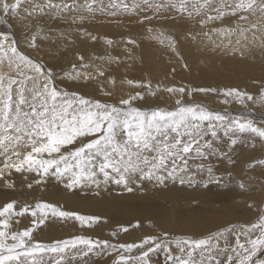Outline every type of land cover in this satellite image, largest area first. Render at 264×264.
I'll list each match as a JSON object with an SVG mask.
<instances>
[{
  "label": "snow or ice",
  "instance_id": "obj_1",
  "mask_svg": "<svg viewBox=\"0 0 264 264\" xmlns=\"http://www.w3.org/2000/svg\"><path fill=\"white\" fill-rule=\"evenodd\" d=\"M77 8L86 9L89 15L99 10L112 16L118 11L142 8L144 14L138 22L147 24L150 38L166 45L180 60L184 57L179 50V36L166 35L165 30L153 26L154 21L161 26L168 21H195L200 31L189 29L184 38L196 43L197 37H202V46L210 45L212 52L219 50L241 57L256 48L264 52V0H136L131 7L127 0H108L107 5L103 0H85L83 5H77L76 0H0V22L9 17L19 21L23 43L33 52L42 53L44 41L58 42L51 28L46 30L41 25L46 16L69 26L79 21L75 34L97 40L84 27L86 15L66 16ZM253 17L257 19L253 21ZM225 19L233 22L224 25ZM72 35L60 33L59 41L67 47L74 43ZM106 43L111 46L113 40L107 39ZM126 43L137 46L131 38ZM127 51L131 58L132 48ZM76 58L71 70L57 73L46 66L42 55L27 54L14 33H0V179L7 188L14 187L10 181L13 174L25 178L34 174L33 182L27 185L29 189L33 183L40 185L48 178L60 182L66 190L95 186L99 191L113 185L131 193L145 182L159 187L178 182L206 188L213 181L225 183L224 176L216 175L208 163L211 157L235 164L231 154L238 145L246 144L255 150L259 144L264 149V122L258 124L245 115L231 117L183 99L194 93H216L223 97V104L236 102L246 107L252 102L264 107V86L257 96L236 87L221 90L166 86L163 91L176 97L175 107L146 110L137 102L161 91L151 81H121L140 90L120 96L115 103L58 88V79L85 85L106 79L115 87L116 79L106 68L98 66L94 72L89 71L92 62L79 53ZM187 66L185 60L183 67ZM100 88L105 97L115 95L112 90L104 91L103 85ZM255 164L250 162V170ZM259 164L264 167V158ZM239 187L246 190L244 179ZM260 211L264 213V209ZM26 216L30 224L18 229L16 226ZM56 221H76L82 228L105 222L99 215L64 210L47 201L23 206L15 199L5 202L0 205V264H64L68 255L87 257L92 253L111 256L110 264H151L150 254L158 250L167 254L169 264H211L213 253L218 251L230 253L228 260L232 264H264V258L258 255L264 251V214L239 230L230 224L199 237L173 238L163 230L147 234L138 242L115 240L130 227L139 228L140 221H136L134 225L117 227L108 239L83 234L51 243L35 239L36 229ZM232 233H236L234 242L229 240Z\"/></svg>",
  "mask_w": 264,
  "mask_h": 264
},
{
  "label": "rangeland",
  "instance_id": "obj_2",
  "mask_svg": "<svg viewBox=\"0 0 264 264\" xmlns=\"http://www.w3.org/2000/svg\"><path fill=\"white\" fill-rule=\"evenodd\" d=\"M127 2L131 7L136 0H127ZM84 3L85 0H76L77 5H83ZM94 7L97 6L94 5ZM77 14L87 16L85 22L90 24V28L98 29L99 27H103L106 30V33H100L98 31L100 35L97 36L98 39L95 41L90 38H81L75 34V29L77 28L79 21H77V24L69 26L68 23L61 20L57 21L61 23V31H63V33L72 32L73 35L71 40L74 41V43H70L65 47L63 42L59 41L60 33L56 34L54 31H51L55 34L53 39L58 40V42L53 44L51 41H44L42 44V53H36L28 49L23 41L20 40L19 37H16L17 40L19 39L20 41V47L30 56L42 55L46 66L54 68L57 73H59L61 69L71 70V65L77 63L76 54L79 53L84 55L86 60L92 62L93 67L89 69V71L94 72L96 67L103 66L107 69V73H111L115 77L116 81L121 82L125 79H132L140 82L151 81L154 87L159 85L161 91L157 96H146L144 101L137 102V106L146 110H152L155 107L173 109L175 107L174 101L176 97L169 96V94L163 91V88L174 84H178L177 86L186 85L189 88L215 87L221 90L228 87H236L242 91H247L254 96H257L259 94V89L264 86V52H259L260 57H254L249 54H246L244 57L239 55H225L219 50L216 52L209 51V48L211 47L210 45L207 48L203 47L202 37L198 36L197 42L193 43L191 40L179 36V50L184 57L183 60H180L168 51L166 45L162 46L156 40L150 38L152 34L146 31L148 27L147 24H141L138 22L139 18L144 14L142 8L128 12L118 11L116 16L109 15L108 11L99 10L89 15L86 9L77 8L72 12L67 13L66 16L72 17ZM148 14L151 15V13ZM1 18L3 19V17ZM256 19V17L252 18L253 21ZM42 20L54 22L51 16H46ZM231 22L233 21L225 19L224 25H228ZM6 24H8L6 20L5 22H2V25ZM164 24H166V26L168 24V26L180 27V34H185L189 29L196 32L200 31V28L195 21L178 23L168 21ZM156 25L157 24L154 21L153 26ZM12 26L13 24L10 26H4L1 28L2 31H0V33H14L15 36L18 35L20 33V30H18L19 28L17 26ZM216 26L220 25L217 24ZM86 30L91 32L87 28ZM130 33H136L140 35V38H138V36H132L133 34ZM129 38L136 40L137 46L128 45L126 41ZM107 39L113 40L111 46L107 45ZM129 47L132 48V52L136 51V53L139 54L144 53V50L148 49L150 52L160 55L166 69H164L160 75L156 72L150 71V68L144 67L145 61L141 59L142 56H135L134 58L129 57L127 51ZM196 55L198 56V60H195ZM185 60L187 61V67H183ZM260 63L263 65H260ZM209 65L213 66L210 71L206 70ZM173 68H175L174 72ZM4 70L7 71L6 68ZM163 80L166 81L167 84H165ZM101 85L104 86V91L112 90L115 92V95L111 98L105 97L101 91ZM56 86L69 93L72 91H79L81 94H85L89 98H99L107 100L110 103L117 102L122 95L126 96L130 92L140 90L131 86L128 88L126 83L116 84L113 88V85H111L106 79H100L98 82H93L87 85L83 82H72L70 80L61 82L58 79ZM183 99L187 103H199L207 106L210 110L220 111L222 114H227L231 117L245 115L250 118L252 117L253 120L257 119L256 121H259L257 122L258 124L264 122V107H261L260 105L259 107L258 103L256 105L252 102H248L246 107L236 102L223 104L220 102L223 97L216 93H194L192 96L185 95ZM231 155L235 164H231L228 160L224 159L226 166L223 171L225 172V176H228V173H231V176L228 177L232 180H230L228 185L235 182L237 186L229 187L226 184L227 182L218 184L213 181L209 183L206 188L202 185L203 193L202 191L200 192V190H197V193L193 192L196 190H190V196L193 194L191 200H189V195H184L183 192L171 195L172 192L179 188L196 187L189 186L188 184L180 185L178 182H169L166 188L149 185L145 182L142 187H134V190L131 193L124 191L120 187L117 188L116 186L111 187V191L100 189L101 192L99 193L97 192L98 190L94 188L97 191L94 190L90 193V190L88 193L87 190L90 189V186H81L74 190H66L63 185L55 179H52V182L46 179L40 185L33 183V187L29 189L27 185L33 182L35 178L34 174H29L27 178L20 174H13L10 177V181L14 184L13 188H7L5 182L0 179V205L13 199H15L20 206L25 204L34 205L37 201H51V203L61 206L64 210L76 211L86 215H99L105 221L100 226H93L92 228H82L76 221L62 222L61 224H64L63 226L65 228L67 226V231L69 229L72 231L71 234L62 237V239L70 238L72 235L77 234L90 235L93 238L100 237L108 239L110 238L111 231L115 230L117 227L134 225L136 221H140L141 226L139 228L130 227V232H127L128 234L121 232L120 234L123 235L121 236L122 238L119 235L115 240H119L120 242H138L147 234H160L163 230L168 231L173 238L178 235H192L199 237L230 224H234L236 229L239 230L246 223L255 222L260 214H264L260 211L261 209H264V167L259 164V160L264 158V149H262L259 144H257L255 150L246 144H240ZM213 158L214 157H211L209 160L212 161ZM211 161H208V163ZM252 161H256V164L255 167L250 170L249 164ZM194 162L196 163V161ZM213 164L215 165V163ZM241 179L246 181V190H242L239 187ZM51 190L57 194L52 198L50 197V195H53ZM81 191L87 192L88 195L85 196L78 193ZM151 191L154 193H151ZM63 194H66V199L60 197V195L62 196ZM152 194H154V196ZM112 195H114L117 202H121V205L128 204L130 205V208L127 206H124L125 210L116 208L114 203L112 204ZM54 198L55 200H53ZM67 198H69L68 201ZM148 201L149 203H147ZM109 205L111 206V210L108 209L110 208ZM82 206L85 207L87 211H82L80 209ZM131 207H135L140 211L136 210L134 212ZM126 210H130L127 213L128 215L126 214ZM188 215H190V217L187 218V220L184 218V222H188L190 226L197 230L195 234L187 229L181 228L178 221L179 218L183 219L184 216L186 217ZM161 219H163V222L160 221ZM23 228L24 227H21V229ZM130 229L134 230V234ZM235 234L236 233H232L229 236L230 242H234ZM60 239L61 238H54L52 241L49 240V242L45 241L44 243H51ZM106 255L107 254L97 255L92 253L87 257H83V260H85L86 264H110L111 256L107 255V257ZM166 255L167 254L163 250H158L157 254L154 255V263L169 264ZM258 255L261 258H264V251ZM71 257L72 255H69V257L66 258L69 260ZM67 259L65 261H67ZM220 259V251L214 252L211 258V264L219 263L216 261ZM64 264L66 263L64 262ZM222 264H232V262L226 260Z\"/></svg>",
  "mask_w": 264,
  "mask_h": 264
},
{
  "label": "bare ground",
  "instance_id": "obj_3",
  "mask_svg": "<svg viewBox=\"0 0 264 264\" xmlns=\"http://www.w3.org/2000/svg\"><path fill=\"white\" fill-rule=\"evenodd\" d=\"M103 3H104V5H107L108 4V0H103ZM0 19H2L1 17H0ZM6 21L8 22V24H6V25H2V22H0V31H2V29L1 28H3L4 26H10L11 24H13V26H17L19 29L18 30H20V35L18 34V35H16V37L18 38H20V40H22V36H23V29H22V26H21V24H20V22L19 21H17V20H15V19H13V18H11V17H9V18H7L6 19ZM41 25L43 26V27H45V29L47 30L48 28H51V31H54L56 34L57 33H63V31H61V28H62V26H61V23H59V22H57V21H54V22H50V21H47V20H42L41 21ZM12 26V27H13ZM84 27L85 28H87L88 30H90L91 32V34H94V35H96V36H99L100 34H99V32L100 33H102V32H105L106 33V30L103 28V27H99L98 29H95V28H90V24L89 23H87V22H84ZM154 27H157V28H162L163 30H165V33H166V35H167V33H176L178 36H183L184 37V33H182V34H180V31H179V28L180 27H178V26H168V24H167V26H166V24H163L162 26L161 25H159V24H157L156 26H154ZM211 27V26H210ZM104 29V30H103ZM15 30V29H14ZM18 30H17V32H18ZM76 30V29H75ZM95 30H97V31H95ZM208 30V29H207ZM206 29H205V31H207ZM99 31V32H98ZM13 32H15V31H13ZM89 32V31H88ZM130 34H133L132 36H138V38H140V35H138V34H136V33H130ZM100 38V37H99ZM98 39V38H97ZM185 39V38H184ZM19 40V39H18ZM86 41V40H85ZM145 46V45H144ZM148 47V46H147ZM134 50V49H133ZM259 52H261L258 48H256V49H253L250 53H248L249 55H251V56H254V57H260V54H259ZM119 53V52H118ZM117 53V54H118ZM259 54V55H258ZM187 55V54H186ZM118 56V55H117ZM135 56H138V57H140V56H142L141 57V59H143L145 62H144V67L145 68H150V71H152V72H156L157 74H161L162 72H163V70L164 69H166V67L164 66V63H163V59L161 60V56L160 55H157L156 53H154V52H150L148 49L147 50H144V53H142V54H139V53H136V51L135 52H132V58H134ZM188 56V55H187ZM248 57V56H247ZM185 58H186V56H185ZM195 60H198V56L196 55L195 56ZM256 60V59H255ZM262 60V59H261ZM188 62H189V60H188ZM166 63V62H165ZM260 65H263V64H261L260 63ZM262 67V66H261ZM144 68V69H145ZM212 68H213V66L212 65H209L207 68H206V70H208V71H210V70H212ZM113 70V69H112ZM115 70V69H114ZM166 71V70H165ZM113 72H115V71H113ZM155 73V74H156ZM165 73V72H164ZM151 75H152V73H151ZM166 75V74H165ZM155 76V75H154ZM167 76H169V75H167ZM166 76V77H167ZM153 77V76H152ZM157 77V76H156ZM154 78V77H153ZM170 78H171V76H170ZM175 78V77H174ZM164 79V78H163ZM167 79H169V78H167ZM158 80V79H157ZM159 80H160V78H159ZM162 81V80H161ZM164 81V80H163ZM119 83H121V82H119V81H116V84H119ZM164 83L165 84H167L166 83V81H164ZM169 83V82H168ZM122 85H124V84H122ZM121 85V86H122ZM127 85V84H126ZM174 85H176V84H174ZM178 85V84H177ZM166 86V85H165ZM172 86V85H171ZM117 87H118V85H117ZM116 87V88H117ZM127 87V86H126ZM121 88H123V87H121ZM125 88V87H124ZM128 88H129V86H128ZM119 89V88H118ZM123 90V89H122ZM125 91V90H124ZM126 91H127V89H126ZM202 100H203V98H202ZM207 102V101H206ZM210 104V103H209ZM257 105V104H256ZM255 105V106H256ZM258 106H259V104H258ZM257 107V106H256ZM260 107V106H259ZM260 110V109H259ZM264 111V110H263ZM262 111V112H263ZM252 118V117H251ZM257 120V119H256ZM255 120V121H256ZM256 122H259V121H256ZM213 160H215V161H213ZM213 162L211 161V160H209V161H211L210 163L214 166V172L216 173V175H223L224 176V179H225V182H227L226 184L228 185L229 183H230V180H232L230 177H228V176H225V172L223 171L224 170V168H225V160L224 159H217L216 157H214L213 158ZM194 163L195 162H193V165H194ZM213 163H215V165L213 164ZM217 163V164H216ZM228 168V167H227ZM226 170V169H225ZM227 178H230V179H227ZM52 179L53 178H48V180L50 181V182H52ZM149 185H153L152 183H148ZM227 185H225V186H227ZM236 185V183L235 182H233L232 184H230V185H228L229 187H233V186H235ZM196 187L194 188V187H191V188H189V187H183V188H179L178 190H176V191H174V192H172V194L171 195H173V194H175V193H178V192H183L184 193V195L186 194L188 197H190L189 198V200H191V196L193 195H191L190 196V193H189V191L190 190H196V191H193V192H198L197 190H200V192L202 191V189H203V186H202V184H197V185H195ZM237 186V185H236ZM111 187H115V186H113V185H110V186H108V188L106 189V190H108V191H111L112 189H111ZM117 187V186H116ZM95 186H90V189L89 190H87V192L89 193L90 192V190H91V192L90 193H92V191H94L95 189ZM118 188V187H117ZM166 188V187H165ZM226 188V187H225ZM85 189H87V188H85ZM122 189V188H121ZM231 189V188H230ZM54 190V189H53ZM79 190V189H78ZM101 190H104V188L102 187L101 188ZM101 190H99V191H97V190H95V191H97V192H101ZM232 190V189H231ZM237 190V189H236ZM52 191V190H51ZM86 191V190H85ZM238 191V190H237ZM240 191V190H239ZM31 192V191H30ZM33 192V191H32ZM87 192H84V191H81V192H78V193H80V194H83V195H88V193ZM153 191H151V193H152ZM204 191H202V193H203ZM74 193H76V192H74ZM154 193V192H153ZM182 193V194H183ZM52 194L53 195H50V197L52 198L53 196H55V195H57L55 192H53L52 191ZM94 194V193H93ZM77 195H79V194H77ZM98 195V194H97ZM141 195H142V193H141ZM153 196H154V194H152ZM155 195H157V194H155ZM249 195H250V193H249ZM82 196V195H81ZM109 196H111V195H109ZM153 196H152V198H153ZM60 197L62 198H64V199H66V194L64 195H60ZM112 197H113V202H112V204L114 203V206L116 207V208H118V209H120V210H123L124 209V206H127L128 208H130V205H121V202L119 203V202H117L116 201V198L114 197V195H112ZM111 197V198H112ZM174 197V196H173ZM185 197V196H184ZM187 197V198H188ZM175 198V197H174ZM63 199V200H64ZM144 199V198H143ZM158 199H159V197H158ZM185 199V198H184ZM53 200H55V198L53 199ZM60 200V199H59ZM69 200V198H67V201ZM150 200V199H149ZM186 200V199H185ZM48 201H49V198H48ZM58 201V200H57ZM65 201V200H64ZM116 201V202H115ZM143 201V200H142ZM184 201V200H183ZM224 201V200H223ZM51 202V201H50ZM160 202V201H159ZM195 202V201H194ZM147 203H149V201L147 202ZM144 204V203H143ZM156 204V203H155ZM222 204V203H221ZM136 205H138V204H136ZM152 205V204H151ZM161 205V204H160ZM86 206V205H85ZM105 206V205H104ZM110 206V205H109ZM113 206V207H114ZM153 206V205H152ZM210 206V205H209ZM225 206V205H224ZM65 207V206H64ZM87 207V206H86ZM107 207V206H106ZM88 208V207H87ZM128 208H126V209H128ZM192 208V207H191ZM80 209L82 210V211H84V210H86V208L85 207H80ZM108 209H110L111 210V206H110V208H108ZM114 209V208H113ZM131 209L132 210H134V212L136 211V210H138V211H140L139 209H137V208H135V207H131ZM65 210H67V209H65ZM117 210V209H116ZM125 210V209H124ZM87 211V210H86ZM91 211V210H90ZM113 211V210H112ZM127 211V210H126ZM130 211V210H129ZM129 211H127L126 212V214L129 212ZM158 211V210H157ZM88 212H89V210H88ZM101 212V211H100ZM115 212H117V211H115ZM125 212V211H124ZM146 212V211H145ZM122 213V212H121ZM139 213V212H138ZM137 213V214H138ZM160 213V212H159ZM163 213V212H162ZM136 214V215H137ZM143 214V213H142ZM158 214V213H157ZM120 215V214H119ZM128 215V214H127ZM150 215V214H149ZM159 215V214H158ZM161 215V214H160ZM153 216V215H152ZM151 216V217H152ZM123 217V216H122ZM126 217V216H125ZM137 217V216H136ZM190 217V215H188V216H184L183 217V219H178V221H179V223H180V226H181V228H184V229H187V230H189L190 232H192L193 234H195L196 232H197V230L194 228V227H192V226H190L189 224H188V222L187 223H185L184 222V218H185V220H187V218H189ZM133 218V217H132ZM154 218V217H153ZM116 219V218H115ZM118 219V218H117ZM140 219V218H139ZM163 219H161L160 221H162ZM117 221V220H116ZM119 221V220H118ZM126 221V220H125ZM119 222H121V221H119ZM118 222V223H119ZM129 222V221H128ZM163 222V221H162ZM62 222H60V221H56V222H53V223H46V225L45 226H41V228H38V229H36V231L34 232V236H35V239L36 240H39V241H43V242H45V241H47V242H49V240H53L54 238H61L62 239V237H66L68 234H71V230L69 229L68 231L66 230V228H67V226H66V228L63 226L64 224H61ZM65 223V222H64ZM127 223V222H126ZM30 224V219L29 218H27V216L25 217V218H23L22 220H21V222L16 226L18 229H21V227H25V226H28ZM77 225V224H76ZM70 228V227H69ZM148 228V227H147ZM102 229V228H101ZM131 230V229H130ZM69 231H70V233H69ZM128 232H130V231H128ZM131 232L134 234V230H131ZM137 232V231H136ZM128 234V233H127ZM126 234V235H127ZM131 234V233H130ZM132 235V234H131ZM138 235V234H137ZM121 236H123L122 234H120V237ZM133 236V235H132ZM122 238V237H121ZM132 239V238H131ZM230 240V239H229ZM157 254V251H155V252H153V253H151L150 254V259H151V264H153L154 263V260H155V258H154V255H156ZM220 254H221V259L220 260H218V261H216V262H219V263H217V264H222L223 262H225L226 260H228V255H229V253H225V252H223V251H220ZM100 255V254H99ZM107 256V255H106ZM158 256V255H157ZM67 257H69V255L67 256ZM108 257V256H107ZM157 258V257H156ZM67 258H65V260H66ZM105 260V259H104ZM159 260H161V259H159ZM66 264H86L85 263V260H83V257H76V256H73L72 255V257H71V259H67V261H64ZM106 262H108V261H106ZM157 263V262H156ZM159 263V262H158ZM155 264V263H154Z\"/></svg>",
  "mask_w": 264,
  "mask_h": 264
}]
</instances>
